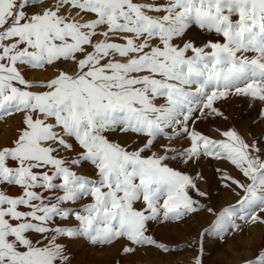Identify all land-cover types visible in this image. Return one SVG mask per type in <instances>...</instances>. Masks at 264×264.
I'll return each mask as SVG.
<instances>
[{
	"label": "snow or ice",
	"instance_id": "6c2138e0",
	"mask_svg": "<svg viewBox=\"0 0 264 264\" xmlns=\"http://www.w3.org/2000/svg\"><path fill=\"white\" fill-rule=\"evenodd\" d=\"M193 26L212 38L197 46L186 38ZM60 61L73 73L25 78ZM232 96L258 104L264 123V0H0V119L20 113L24 125L0 148V264H72L70 245L82 238L123 239L124 254L178 251L149 235L151 224L202 210L215 219L201 249L209 232L237 230V213L257 221L264 136L249 144L228 130L215 141L190 127L222 117L215 105ZM179 139L189 145L176 147ZM202 158L227 160L244 178L221 174L242 195L219 213L193 199L189 190L208 194L168 163ZM193 259L202 264L199 251ZM245 264H264V249Z\"/></svg>",
	"mask_w": 264,
	"mask_h": 264
},
{
	"label": "rangeland",
	"instance_id": "374dc122",
	"mask_svg": "<svg viewBox=\"0 0 264 264\" xmlns=\"http://www.w3.org/2000/svg\"><path fill=\"white\" fill-rule=\"evenodd\" d=\"M134 2L164 3L165 0H134ZM62 14L69 16V19L75 18L78 22H84L76 16L75 10L68 7L63 10ZM186 38L195 41L199 46L206 39L212 37L211 34L203 33L193 26ZM96 39L99 40L100 37ZM65 64H69V67L65 68ZM65 64L58 67L55 75L60 70L69 74L73 73V63L67 61ZM51 69L52 67L48 66L41 70L36 69V71L45 72V70H49L52 72ZM32 90L33 92L41 91L39 88ZM215 106L223 112L222 117L201 118L196 120L194 124L190 123V127H195L201 134L215 141L224 140L225 137L222 136V133L228 130H235L249 144L253 142L254 137L264 136V123L257 119L260 110L258 104L249 107L248 99L232 96L227 101L217 102ZM195 115L199 116V113ZM22 125V114L20 113L0 119V141L17 137ZM112 139L121 144L132 143V138L128 136L117 135ZM182 145L188 146L189 141L179 139L175 142V146L178 148ZM168 163L170 167L183 174H188L194 179L200 191L207 193L208 196L201 198L195 190H189V194L205 208H213L216 213H219L224 207L235 205L242 195V193L237 195V192L223 186L225 181L221 178L222 173L244 181L242 174L227 160L202 158L198 162H191L189 165L177 161H169ZM84 171L90 174L88 168H85ZM197 174L203 179H199ZM9 194L17 195L18 189L12 188ZM137 207L139 208L140 205L138 204ZM243 215H247V213H237L234 218V223L238 226L237 230H228L223 233L209 232L202 242V249L197 244L200 234L209 228L215 219V216L206 210L193 214L180 222L151 224L148 234L153 236L157 242L170 248L179 249L178 251L161 253L154 247L145 246L138 247L133 253L124 254L122 248L128 242L123 239L109 245L94 246L82 238L70 245L72 264H137V262L140 264H168L173 259H183L186 264H194L193 258L197 255V251L200 252L202 264H245L246 261L253 260L261 249H264V223L260 222L264 221V212L256 213L259 219L255 222H246L240 218Z\"/></svg>",
	"mask_w": 264,
	"mask_h": 264
},
{
	"label": "bare ground",
	"instance_id": "6f19581e",
	"mask_svg": "<svg viewBox=\"0 0 264 264\" xmlns=\"http://www.w3.org/2000/svg\"><path fill=\"white\" fill-rule=\"evenodd\" d=\"M65 64V62L64 61H60V62H57L56 63V66H51L52 67V72H49V70H45V72H37L36 70H28V71H26L25 73H24V75H25V78L30 82V83H32V82H34V83H43V82H47L48 80H50V79H52V78H49V77H54L55 76V73H56V71L58 70V67L59 66H63ZM46 67H48V66H46ZM45 67V68H46ZM67 67H69V64H65V68H67ZM71 67V66H70ZM41 70V69H40ZM67 70V69H66ZM72 70V69H71ZM42 71H44V70H42ZM67 71H69V70H67ZM33 91V90H32ZM24 127V125H22V126H20V128H19V134H20V130L22 129ZM18 134V133H17ZM18 134V135H19ZM18 135H17V137H18ZM13 137V136H12ZM17 137H13L12 139H11V137H10V139L9 138H7V139H5V140H1L0 141V146H2V147H5V146H11L12 145V143L17 139ZM188 259H189V257H188ZM130 263V262H129ZM137 264H140V263H138L137 262ZM168 264H186L185 263V261L183 260V259H173V260H171Z\"/></svg>",
	"mask_w": 264,
	"mask_h": 264
}]
</instances>
